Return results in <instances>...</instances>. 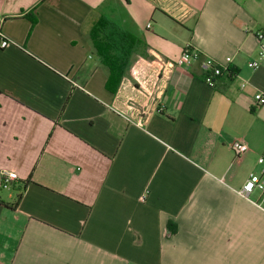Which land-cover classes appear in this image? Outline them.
I'll use <instances>...</instances> for the list:
<instances>
[{
    "label": "crops",
    "instance_id": "crops-1",
    "mask_svg": "<svg viewBox=\"0 0 264 264\" xmlns=\"http://www.w3.org/2000/svg\"><path fill=\"white\" fill-rule=\"evenodd\" d=\"M103 16L140 39L115 91ZM258 31L264 0H0V264H264ZM188 45L235 76L171 67Z\"/></svg>",
    "mask_w": 264,
    "mask_h": 264
},
{
    "label": "built area",
    "instance_id": "built-area-1",
    "mask_svg": "<svg viewBox=\"0 0 264 264\" xmlns=\"http://www.w3.org/2000/svg\"><path fill=\"white\" fill-rule=\"evenodd\" d=\"M148 27H150V24H148ZM256 39L259 43V54H258V60H254L251 63H249V66L256 70L259 65L260 61L264 59V31H258L256 32ZM16 43L6 37H4L0 33V48L6 49L9 46L15 45ZM196 62H201V70L204 77V81L212 86L215 87L217 80L219 78L225 77V78H233L235 76V72L232 68V58H227L225 62H219L213 58L204 56L199 50L194 49L191 46H186L177 60L176 63L172 64L171 67H186L190 66ZM171 67L168 63L165 64L163 68V74L165 76H168L170 73ZM246 83L242 84V87H245ZM254 102L258 106L264 105V92H258L254 96ZM158 112H161V110H158ZM140 115L141 116L139 120L132 121L129 117H126L128 121H132L136 124L143 123V117L147 115L145 110L140 109ZM232 150L234 154L237 157H241L245 153L248 152L249 147L246 143L242 141H235L232 144ZM258 165L261 167V175L252 173L246 183L243 186L242 189V195L244 197H250L251 194L255 190H260L264 192V181L262 177L264 176V156H260L258 158ZM18 180V175L15 172L12 171H4L0 175V190L2 189H9L12 187L14 181ZM144 199V198H143Z\"/></svg>",
    "mask_w": 264,
    "mask_h": 264
},
{
    "label": "trees",
    "instance_id": "trees-1",
    "mask_svg": "<svg viewBox=\"0 0 264 264\" xmlns=\"http://www.w3.org/2000/svg\"><path fill=\"white\" fill-rule=\"evenodd\" d=\"M90 40L97 56L108 69L107 87L115 91L140 39L103 16L91 29Z\"/></svg>",
    "mask_w": 264,
    "mask_h": 264
}]
</instances>
